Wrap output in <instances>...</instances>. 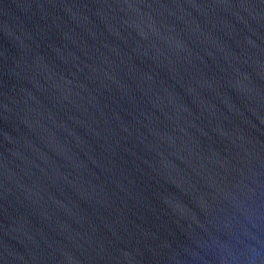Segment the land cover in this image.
I'll return each mask as SVG.
<instances>
[{
  "label": "water",
  "instance_id": "1",
  "mask_svg": "<svg viewBox=\"0 0 264 264\" xmlns=\"http://www.w3.org/2000/svg\"><path fill=\"white\" fill-rule=\"evenodd\" d=\"M0 264H264V0H0Z\"/></svg>",
  "mask_w": 264,
  "mask_h": 264
}]
</instances>
